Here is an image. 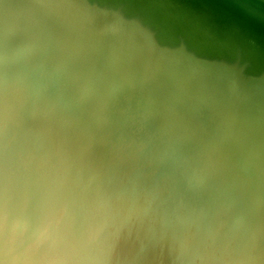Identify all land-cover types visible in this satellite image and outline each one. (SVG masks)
<instances>
[{"label":"clouds","instance_id":"9594fccd","mask_svg":"<svg viewBox=\"0 0 264 264\" xmlns=\"http://www.w3.org/2000/svg\"><path fill=\"white\" fill-rule=\"evenodd\" d=\"M262 7L203 63L107 0H0V264H264Z\"/></svg>","mask_w":264,"mask_h":264},{"label":"water","instance_id":"95a60500","mask_svg":"<svg viewBox=\"0 0 264 264\" xmlns=\"http://www.w3.org/2000/svg\"><path fill=\"white\" fill-rule=\"evenodd\" d=\"M113 1V0H112ZM120 4L119 16L121 19L128 14L131 22L141 27L143 32L155 37V41H162V37L169 35L179 36L182 28L189 27L190 30L202 29L203 32L216 34L228 31L232 26L231 13H239L246 10L250 2L264 6V0H115ZM111 3V2H110ZM115 6H113V9ZM264 11V7L257 9ZM118 17V16H116ZM119 17V18H120ZM123 17V18H122ZM119 20L117 26L126 29V22ZM124 20V19H123ZM130 23V22H129ZM130 23V24H132ZM115 25V21H114ZM133 25V24H132ZM192 25V26H191ZM137 27V26H136ZM194 27V28H193ZM202 30H200L202 32ZM133 33V31H131ZM142 35V34H141ZM144 35V34H143ZM157 37V38H156ZM154 40H151L154 42ZM180 42V41H179ZM158 43V42H154ZM175 45V44H174ZM172 48V55L198 59L205 63L208 56L207 51L186 44L184 49ZM262 65V69L254 67L259 73L260 84L264 86V59H260L254 65ZM253 67V66H251ZM263 71V72H262Z\"/></svg>","mask_w":264,"mask_h":264},{"label":"bare ground","instance_id":"6f19581e","mask_svg":"<svg viewBox=\"0 0 264 264\" xmlns=\"http://www.w3.org/2000/svg\"><path fill=\"white\" fill-rule=\"evenodd\" d=\"M95 2L103 3L104 0H95ZM107 2L112 7L115 6V8L113 9V12L110 15V17L108 18V20L102 21V23L114 24V21H115V25L117 26V24L119 23V20L121 19V17L119 16L120 10H119L118 6H120V4H123V3H118L115 0H113V1L107 0ZM116 16H118V17H116ZM123 19H121V20L126 22V29L125 30H127L129 33H131V31H133V33H131V34L134 36L135 39L140 41L142 44H144V45H156V46H159L161 48L170 49V50H172V48H176V49L179 48L180 42H179V39L177 36L171 37L169 35H166V37L161 38L162 41H155L154 40L155 37H153V36H150L148 39V37L146 35L147 33L143 32V30H141V27L139 26V24L135 25L134 23H132L131 22L132 18L128 14H125V18H123ZM129 22L132 23L133 25L130 24ZM117 27H120V26H117ZM194 27H195V29H198V27H196V26H194ZM120 28H122V26ZM186 30L191 31L189 27H186V28H182V30L180 32H183ZM198 30H202V29L199 28ZM202 32H203V30H202ZM203 33L205 34L203 42L200 44H193V46H195L197 48H201V50H205L208 52V54L206 55L208 57L206 58L205 63H211L214 61H219L222 57H221L220 53L214 47V45H215V33L211 34V33H206L205 31ZM151 40H154V42H158V43H154ZM169 54L172 55L173 54L172 51H170ZM251 66H253V67H251ZM254 67H256L257 70L262 69V65H259V64L257 66L252 64L249 67L245 68L244 74H243V79H242L240 86L254 99H257V100L264 99V86H262L260 84L259 73L256 72Z\"/></svg>","mask_w":264,"mask_h":264}]
</instances>
